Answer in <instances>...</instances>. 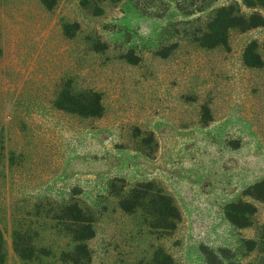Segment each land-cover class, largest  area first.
I'll list each match as a JSON object with an SVG mask.
<instances>
[{"label":"rangeland","instance_id":"obj_1","mask_svg":"<svg viewBox=\"0 0 264 264\" xmlns=\"http://www.w3.org/2000/svg\"><path fill=\"white\" fill-rule=\"evenodd\" d=\"M243 0H0V229L5 264H264V26L199 38ZM65 88L95 91L101 116L56 107ZM151 182L181 219L154 228L120 199ZM256 208L235 224L231 205ZM93 220L89 261L63 218ZM245 215V217H244ZM20 234L31 258L15 249Z\"/></svg>","mask_w":264,"mask_h":264},{"label":"trees","instance_id":"obj_2","mask_svg":"<svg viewBox=\"0 0 264 264\" xmlns=\"http://www.w3.org/2000/svg\"><path fill=\"white\" fill-rule=\"evenodd\" d=\"M43 1L47 6H51V0ZM243 2L249 8H264V0H243ZM259 26H264V15L260 11H254L252 14L247 15L242 12L238 4L233 3L217 10L208 30L199 40L204 46L215 47L227 43L230 28L239 27L242 30H248ZM1 54L2 48L0 46V56ZM56 107L82 116H101L104 110L98 92H72L69 88L61 91L56 101ZM245 194L264 202V178L249 187ZM119 204L126 212H135L137 209L144 210L149 218L150 225L154 228L172 230L176 228L181 219L180 211L173 199L161 189L155 188L151 182L140 183L133 187L126 195L122 196ZM228 212L233 223L244 226L248 222L242 223L238 217L243 213L253 214L256 212V208L248 202H242L231 205ZM63 218L67 221V227L77 242L75 250L67 254V257L74 263L89 261L90 251L87 241L95 234L93 220L90 216H87L77 203L66 206ZM20 237V234L15 237L16 251L26 259L31 258L34 252L32 246H24ZM5 261V242L0 229V264H5ZM145 264L179 263L169 253L158 250L153 259Z\"/></svg>","mask_w":264,"mask_h":264}]
</instances>
